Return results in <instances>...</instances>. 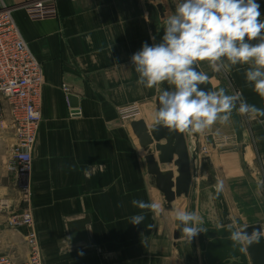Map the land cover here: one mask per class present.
Returning <instances> with one entry per match:
<instances>
[{
  "label": "crops",
  "instance_id": "0c3cea01",
  "mask_svg": "<svg viewBox=\"0 0 264 264\" xmlns=\"http://www.w3.org/2000/svg\"><path fill=\"white\" fill-rule=\"evenodd\" d=\"M2 1L12 8L44 70L30 201L44 264H202L197 236L195 242L187 237L173 214L181 209L200 219L199 205L204 210L214 204L213 186L206 185L209 178L215 189L223 182L221 193L230 217L240 222L238 228L264 229V117L252 119L233 111L227 124L218 122L198 133L196 184L188 198L183 195L173 202L172 209L148 170V156L159 163L157 143L144 149L133 133L134 121L144 120L149 130L160 124L152 119L159 91L137 84L131 56L143 43L161 41L165 20L180 0ZM256 2L264 20V0ZM247 67L216 73L203 62L199 70L209 75L206 84L211 90L242 93L247 103L264 108V100L246 82ZM70 96L77 98L76 107ZM133 104L142 106V117L122 121L118 109ZM9 122L6 103L0 115V253L23 261L29 253L24 236L28 230L8 225L13 213L26 208L17 176L5 168L14 144ZM185 134L190 144V132ZM205 158L209 164L201 173ZM176 160L174 156L172 164L159 163L162 173H174V181ZM134 199L155 200L163 210L160 215L143 210L145 220L134 226L129 217L141 213L132 205Z\"/></svg>",
  "mask_w": 264,
  "mask_h": 264
},
{
  "label": "clouds",
  "instance_id": "9594fccd",
  "mask_svg": "<svg viewBox=\"0 0 264 264\" xmlns=\"http://www.w3.org/2000/svg\"><path fill=\"white\" fill-rule=\"evenodd\" d=\"M259 9L256 0H180L165 20L161 41L145 42L131 56L137 84L159 91V107L152 113L155 124L203 134L218 122L227 124L233 111L252 119L264 117V108L247 103L242 93L228 94L223 88L202 90L200 86L210 77L199 70L203 62L216 73L248 65L246 82L264 100V20ZM152 39L155 41L154 36ZM164 84L169 87L162 89ZM222 188L223 182H217L216 191ZM131 203L141 210L129 217L134 226L145 220L143 210L154 215L163 210L155 200L134 199ZM173 215L189 238L207 230L194 212L177 209ZM261 235L264 233L232 231L229 238L233 246H243L258 242Z\"/></svg>",
  "mask_w": 264,
  "mask_h": 264
},
{
  "label": "built area",
  "instance_id": "2783aa9c",
  "mask_svg": "<svg viewBox=\"0 0 264 264\" xmlns=\"http://www.w3.org/2000/svg\"><path fill=\"white\" fill-rule=\"evenodd\" d=\"M44 81L42 64L24 40L12 8L0 0V115L7 103L10 107L8 128L14 137L5 168L17 176L16 185L26 204L21 213L9 217L8 225L15 231L28 230L24 236L29 247L28 256L23 261L0 253V264H44L30 206L33 151L42 121ZM142 114L139 104L118 109V116L124 122L138 120ZM205 152L206 148H203L201 153Z\"/></svg>",
  "mask_w": 264,
  "mask_h": 264
},
{
  "label": "water",
  "instance_id": "95a60500",
  "mask_svg": "<svg viewBox=\"0 0 264 264\" xmlns=\"http://www.w3.org/2000/svg\"><path fill=\"white\" fill-rule=\"evenodd\" d=\"M158 9L164 18L162 5H159ZM168 87L166 84L165 88ZM200 87L204 91L211 90L206 83ZM69 99L72 106L76 107L77 98L70 96ZM156 104L158 108V99ZM131 127L144 149H148L154 141L157 143L155 148L160 153L161 165L172 164L174 156H177L174 166L177 167L178 176L175 181L173 172L162 173L154 156L147 157L149 173L155 177L157 188L163 193L167 202V208L172 209L173 202L183 195L188 198L192 191V184L194 186L196 184L193 180L199 175L198 133H190L191 143L189 144L185 132L171 130L163 124L149 130L144 120H138L132 122ZM162 140H165L164 144H160ZM206 164H209L208 158L201 161V173H204ZM206 185L214 187V181L209 178ZM213 187L211 192L215 205L213 204L212 207L210 205V208L203 210L200 204L197 209L200 215L199 220L207 229L197 235L202 264H264V235H261L258 242L243 246H233V241L229 238L232 231H244L249 235L254 231L264 233L263 227L252 225L238 228L240 222L230 217L229 208L221 191L217 192ZM179 238L180 231H177L175 239ZM192 241L195 242L193 238Z\"/></svg>",
  "mask_w": 264,
  "mask_h": 264
}]
</instances>
